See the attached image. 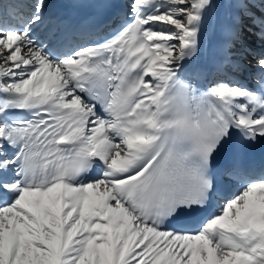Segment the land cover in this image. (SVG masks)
<instances>
[{
    "label": "snow or ice",
    "instance_id": "snow-or-ice-1",
    "mask_svg": "<svg viewBox=\"0 0 264 264\" xmlns=\"http://www.w3.org/2000/svg\"><path fill=\"white\" fill-rule=\"evenodd\" d=\"M0 264H264V0H0Z\"/></svg>",
    "mask_w": 264,
    "mask_h": 264
}]
</instances>
